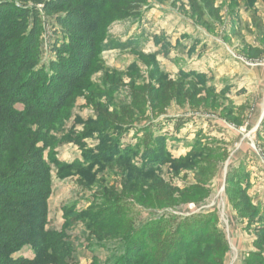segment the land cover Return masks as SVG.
<instances>
[{
    "label": "rangeland",
    "instance_id": "374dc122",
    "mask_svg": "<svg viewBox=\"0 0 264 264\" xmlns=\"http://www.w3.org/2000/svg\"><path fill=\"white\" fill-rule=\"evenodd\" d=\"M211 1L210 9L198 2L203 13L198 17L190 0H146L138 17L111 22L99 60L67 102L66 114L53 123L44 154L62 165L96 153L102 134H108L106 145L117 139L120 148L139 151L161 141L153 131L165 139L169 159L189 155L178 165L159 155L158 170L140 177L122 162L96 161L87 170L58 173L50 161L46 227L63 230L62 240L73 249L70 264H110L113 246L125 243L126 233L168 214H209L224 243L220 264H264V0ZM41 18L40 63L46 64L55 57L53 27L51 18ZM251 47L262 53L250 56ZM146 178L147 186L140 187ZM130 180L127 199L150 200L127 207L129 219L121 230L99 236L85 223L87 214L68 222L74 215L65 216L67 207L79 212L103 187L120 193ZM186 187L204 194L161 206L163 192L178 196ZM164 226L163 221L155 227ZM213 235L220 238L217 230ZM31 255L32 247L25 245L12 256Z\"/></svg>",
    "mask_w": 264,
    "mask_h": 264
},
{
    "label": "trees",
    "instance_id": "16d2710c",
    "mask_svg": "<svg viewBox=\"0 0 264 264\" xmlns=\"http://www.w3.org/2000/svg\"><path fill=\"white\" fill-rule=\"evenodd\" d=\"M190 1L198 17L203 15L199 1L208 9L212 5L211 0ZM145 3L146 0H0V264H70L73 249L62 240L63 230L46 227L50 161L56 164L58 173L69 168L87 170L96 161L122 162L130 164L138 177L158 170L162 162L159 155H165L173 165L189 161V155L169 159L162 145L165 139L153 131L150 134L154 140L161 141L148 143L143 150L138 151L137 146L122 149L117 139L112 140L113 145H106L108 134H102L98 150L87 152L84 162L62 165L51 159V153L46 155L50 161L45 158L49 131L66 114L67 102L99 60L106 27L114 20L138 17ZM41 14L51 18L53 27L50 47L55 57L46 64L40 63ZM260 53L256 47L248 49L250 56ZM196 77L203 82L202 75ZM151 128L149 124L145 130ZM137 155L139 165L132 162ZM147 179H140V187ZM132 184V180L125 182L120 193L103 187L102 194L79 212L67 207L65 216L74 215L68 222L87 214L85 223L99 236L111 228L112 233L121 230L124 219H129L127 207H142L150 200L145 195L128 200ZM167 191L159 200L162 207L199 200L204 194L199 187H186L178 196ZM163 221L164 227H155ZM212 223L209 214H168L167 218L147 221L126 233L122 238L125 243L113 246L110 264H220L224 243L216 223ZM172 226L173 232L164 235ZM216 230L220 238L213 235ZM25 245L32 247L31 256H12Z\"/></svg>",
    "mask_w": 264,
    "mask_h": 264
},
{
    "label": "built area",
    "instance_id": "2783aa9c",
    "mask_svg": "<svg viewBox=\"0 0 264 264\" xmlns=\"http://www.w3.org/2000/svg\"><path fill=\"white\" fill-rule=\"evenodd\" d=\"M205 117V116H204Z\"/></svg>",
    "mask_w": 264,
    "mask_h": 264
}]
</instances>
